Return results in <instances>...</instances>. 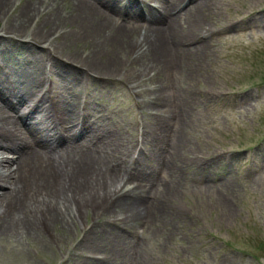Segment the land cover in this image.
<instances>
[{
  "label": "rangeland",
  "instance_id": "rangeland-1",
  "mask_svg": "<svg viewBox=\"0 0 264 264\" xmlns=\"http://www.w3.org/2000/svg\"><path fill=\"white\" fill-rule=\"evenodd\" d=\"M22 1L9 0L0 26ZM127 1L115 0L121 10L140 14ZM200 1L177 0L153 21L147 19L153 7H142L136 18L116 14L90 35V44L76 41L72 21L43 33L55 39V50L42 49L50 57L29 70L41 78L42 91H74L89 108L84 114L122 137L107 140L111 156L124 163L105 201L138 186L147 204L130 221L104 212L97 221V211L85 209L66 232L51 225L37 228L33 238L0 234V264H92L90 258L99 264H264V0L196 6ZM59 3L62 14L75 11L71 1ZM35 16L33 10L25 25ZM169 19L171 30L165 29ZM93 23L85 21V34ZM62 30L73 34L68 48L56 46ZM153 31L156 40L144 45ZM24 63L12 62V70L22 75ZM59 63L80 71L79 78L61 77ZM92 227L86 243L84 230Z\"/></svg>",
  "mask_w": 264,
  "mask_h": 264
},
{
  "label": "bare ground",
  "instance_id": "bare-ground-1",
  "mask_svg": "<svg viewBox=\"0 0 264 264\" xmlns=\"http://www.w3.org/2000/svg\"><path fill=\"white\" fill-rule=\"evenodd\" d=\"M59 1L23 0L0 26V234L8 236L33 238L38 234L37 228L46 230L51 225L68 230L72 220L85 214V209L97 211L94 213L95 220L104 212L106 216H119L120 221H130L137 218L147 204L144 189L138 186L135 189L131 187L123 194L114 192L105 201V192L121 176V164L124 163L122 158L111 156L113 148L110 146L113 145H109L108 141L122 142V137L101 128L97 119L84 114L83 110L89 108L86 103L76 100L74 91L63 89V86L61 89L52 88L53 93L50 90L42 91L41 78L29 71L30 67L40 64L43 55L47 59L50 57L42 49L55 50L51 44L55 39L50 41L49 37L42 36L59 23L65 21L71 25L72 21L75 25L72 28L76 27V32H73L76 41L90 44L93 42L90 35H95L94 31L97 32L99 27L109 26L116 14L136 18L143 13L129 14L125 9L121 10L115 0H69L75 11L62 14ZM176 1L157 0L159 6L148 9L147 19H160L164 12L175 8ZM8 2L0 0V12ZM203 2H198L196 6L201 7ZM33 10L35 19L25 25V19ZM89 18L94 21L90 24L93 29L90 34H85L82 26ZM168 23L165 29H173V19H169ZM201 27H196L194 34ZM70 32H61L64 36L57 34L58 37L62 36L61 42L56 45L58 48L69 47L65 40L70 38ZM157 34L153 31L143 40L144 45L150 47L151 40H156ZM2 35L7 40L1 39ZM24 40L28 43H24ZM35 43L41 44L39 48L34 46ZM137 47L138 44L134 45L131 51ZM72 55H75V60L84 61L76 51ZM23 61L27 63L21 70L22 75L12 70V62ZM114 63L111 61L107 64L112 66ZM59 64L55 66L61 77L73 73L74 78H79L77 74H81L80 71ZM62 80L55 83H62ZM114 149H117L116 144ZM119 154L125 156L123 152ZM136 191L141 192L138 194ZM115 208L121 211L116 213ZM93 228L84 230L83 237ZM93 234L88 235L90 237L86 243ZM90 259L92 264H99Z\"/></svg>",
  "mask_w": 264,
  "mask_h": 264
}]
</instances>
